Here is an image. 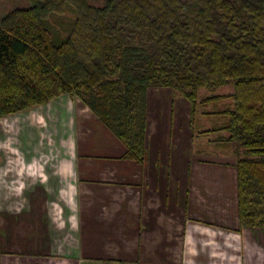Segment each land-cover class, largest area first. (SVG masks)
I'll use <instances>...</instances> for the list:
<instances>
[{
    "label": "trees",
    "instance_id": "trees-1",
    "mask_svg": "<svg viewBox=\"0 0 264 264\" xmlns=\"http://www.w3.org/2000/svg\"><path fill=\"white\" fill-rule=\"evenodd\" d=\"M29 1L0 20V117L78 97L144 163L150 90L187 99L191 125L231 98L204 132L235 146L240 227L264 229V0Z\"/></svg>",
    "mask_w": 264,
    "mask_h": 264
},
{
    "label": "crops",
    "instance_id": "crops-1",
    "mask_svg": "<svg viewBox=\"0 0 264 264\" xmlns=\"http://www.w3.org/2000/svg\"><path fill=\"white\" fill-rule=\"evenodd\" d=\"M66 95L41 110L50 127L25 140L26 146L18 144L21 159L5 160L4 150L0 153V168L10 167L1 171L9 180H0V254L20 246L18 260L28 264L49 262L47 257L58 264L87 259L135 264L138 253L143 264H160L151 261V249L164 258L181 232L156 181L160 163L150 170L149 158L144 163L124 158L123 143L91 111L112 134L99 138L101 126L86 106ZM26 116L34 125V115ZM87 125L99 127L96 138ZM17 199L25 203L15 211L10 201Z\"/></svg>",
    "mask_w": 264,
    "mask_h": 264
},
{
    "label": "rangeland",
    "instance_id": "rangeland-1",
    "mask_svg": "<svg viewBox=\"0 0 264 264\" xmlns=\"http://www.w3.org/2000/svg\"><path fill=\"white\" fill-rule=\"evenodd\" d=\"M91 1L94 4L103 2ZM29 5V0H0V20L10 10ZM232 91V85L200 89V93L207 96ZM66 96L73 98L75 105H84L78 97ZM47 104L49 101L29 110L0 117V153L4 150L3 159H21L18 144L23 146L28 139L33 141L40 130L50 127L41 113L42 109L46 111L44 107ZM231 106L232 99L228 97L218 100L216 104L198 105L194 125H191V104L187 99L181 95L174 96L169 88H155L149 92V169H156V163H160L158 170L161 171V176L156 181L159 182L160 189H163L167 210L175 212L171 220L181 230L177 235L178 243L168 248L164 258L160 257V251L156 248L151 249L150 258L153 257L151 261L154 263L159 260L160 264H264V229H243L239 224L235 146L217 144L216 139L223 136V132H204V129L223 121V117L213 111ZM85 109L91 113L88 106ZM29 112L34 115L31 118L34 125H28L26 115ZM44 114L49 117V109ZM91 117L95 119L96 125L99 123L101 126L99 129L94 125H87L89 133L95 131L92 138L97 137L94 135L96 129H99V138L103 141L112 139V134L98 122L94 114L91 113ZM102 140H98L101 148L104 145ZM8 168L10 167L5 165L0 168V180H9L7 172H1L9 171ZM5 199L9 200L10 196ZM10 202L15 205L13 209L18 211L24 207L25 200ZM14 250L16 249L5 248L0 254V264H28L18 260L20 246H17V251ZM136 255L135 264H143L138 253L134 254ZM47 258L49 262L39 264H58L55 259ZM66 264L78 263L72 260ZM83 264L129 263L87 259Z\"/></svg>",
    "mask_w": 264,
    "mask_h": 264
}]
</instances>
